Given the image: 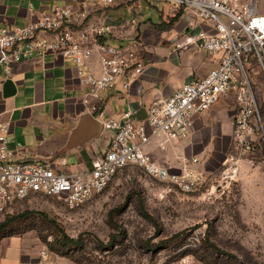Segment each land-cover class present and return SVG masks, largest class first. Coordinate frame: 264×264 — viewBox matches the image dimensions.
Instances as JSON below:
<instances>
[{
	"label": "built area",
	"instance_id": "1",
	"mask_svg": "<svg viewBox=\"0 0 264 264\" xmlns=\"http://www.w3.org/2000/svg\"><path fill=\"white\" fill-rule=\"evenodd\" d=\"M149 1L172 5L174 10H184L207 22L213 30H200L192 39L199 51L217 55L216 66L172 95L154 100L142 122L132 110L116 119L107 117L101 105L92 104L89 112L112 135L107 150L96 156L88 170L61 169L53 158L17 157L9 148L11 125L0 120V215L11 214L18 202L31 197H50L70 209L77 208L106 190L129 167H139L184 193L199 190L206 181L199 158L182 156L178 165L163 162L151 155L148 146L158 140L164 149L170 141L188 137L196 116L226 97L233 99L238 110L232 131L236 156L256 152L257 130L264 131V98L257 92V77H264V12L259 9V0ZM112 2L101 0L103 5ZM75 23L69 6L44 11L22 27L0 23V67L11 74L17 62L51 53L72 59L78 66L79 79L88 88L87 104L88 96L102 100L105 91L118 86L128 92L148 66L142 45L113 46L100 40L112 33L111 26ZM94 55L99 57L98 75L82 69ZM53 263L51 252L41 249L36 264Z\"/></svg>",
	"mask_w": 264,
	"mask_h": 264
},
{
	"label": "crops",
	"instance_id": "2",
	"mask_svg": "<svg viewBox=\"0 0 264 264\" xmlns=\"http://www.w3.org/2000/svg\"><path fill=\"white\" fill-rule=\"evenodd\" d=\"M56 6H69L76 26H111L112 33L100 37L103 42L113 46L139 42L148 66L128 92L121 86L108 89L102 100L88 96L90 104L84 101L88 88L81 83L72 59L49 53L17 62L11 74L0 67V120L10 123L9 148L19 158H53L61 169L88 170L96 156L107 150L112 135L89 112L92 104L101 105L107 117L116 119L132 110L142 122L154 100L172 95L216 66L217 55L199 51L192 39L200 30H213L207 22L181 10L174 24L157 27L169 23L167 15L175 16L178 10L149 0H113L107 5L101 0H0V23L22 27ZM81 14L84 16L79 17ZM82 69L98 75V55ZM234 108L232 98H223L196 116L188 137L170 141L164 149L154 140L148 150L163 162L178 165L180 157L188 156L199 158L205 166V158L223 148L224 141L231 147ZM38 256L22 240L7 238L0 242V264H36ZM54 264L73 263L57 257Z\"/></svg>",
	"mask_w": 264,
	"mask_h": 264
},
{
	"label": "rangeland",
	"instance_id": "3",
	"mask_svg": "<svg viewBox=\"0 0 264 264\" xmlns=\"http://www.w3.org/2000/svg\"><path fill=\"white\" fill-rule=\"evenodd\" d=\"M259 9L264 12V0H259ZM173 17L167 15V20ZM257 92L264 98L262 74ZM262 110L264 119V104ZM255 141L256 152L242 157L224 141L223 148L205 158L206 181L191 193L129 167L106 190L74 209L50 197L22 200L11 214L0 215L1 223L26 214L0 229V242L22 240L35 257L46 248L53 262L63 257L73 264H264L260 127ZM62 231L81 243L66 242ZM207 240L221 251L208 246Z\"/></svg>",
	"mask_w": 264,
	"mask_h": 264
},
{
	"label": "trees",
	"instance_id": "4",
	"mask_svg": "<svg viewBox=\"0 0 264 264\" xmlns=\"http://www.w3.org/2000/svg\"><path fill=\"white\" fill-rule=\"evenodd\" d=\"M180 16H181V12H178V13H177V14H176V15L170 20L169 23H160V24H157L156 26H157V27H169V26H171L172 24H174L176 21H178L179 18H180ZM100 40H101V39H100ZM142 210H143L144 214H145L147 217L151 218L150 215L145 211L143 205H142ZM24 216H26V214L15 215V216H12V217L7 218L5 221H3V222L0 223V229L3 228V227H5L6 225H8L10 222H12V221H14V220H16V219L22 218V217H24ZM47 218H48V217H47ZM52 222H53L56 226H58V224H57L55 221L52 220ZM62 232H63V233H62V234H63V238H64V240H65L66 242L73 243V244H77V245L81 243L79 239H73V238H70L68 235H66V234L64 233V231H62ZM178 234H179V233H178ZM176 236H178V235H176ZM207 242H208V246H210L211 248H213V249L216 250L217 252H220V251H221V250L219 249V247H218L217 245H215L214 243H212L211 241H208V240H207ZM164 243H166V241H162L161 244H164Z\"/></svg>",
	"mask_w": 264,
	"mask_h": 264
}]
</instances>
